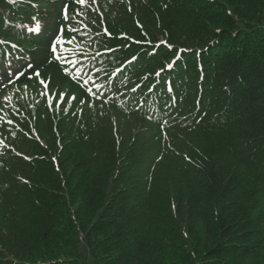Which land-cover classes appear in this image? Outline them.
<instances>
[{
    "label": "trees",
    "instance_id": "1",
    "mask_svg": "<svg viewBox=\"0 0 264 264\" xmlns=\"http://www.w3.org/2000/svg\"><path fill=\"white\" fill-rule=\"evenodd\" d=\"M0 264H264V0H0Z\"/></svg>",
    "mask_w": 264,
    "mask_h": 264
},
{
    "label": "rangeland",
    "instance_id": "2",
    "mask_svg": "<svg viewBox=\"0 0 264 264\" xmlns=\"http://www.w3.org/2000/svg\"><path fill=\"white\" fill-rule=\"evenodd\" d=\"M161 41H163L164 42V39H162ZM134 63V62H133ZM138 72V70L137 71H135V73H137Z\"/></svg>",
    "mask_w": 264,
    "mask_h": 264
}]
</instances>
